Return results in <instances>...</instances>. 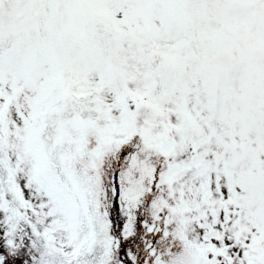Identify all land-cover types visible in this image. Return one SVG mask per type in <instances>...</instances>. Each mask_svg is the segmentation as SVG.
I'll list each match as a JSON object with an SVG mask.
<instances>
[{
  "label": "snow or ice",
  "instance_id": "6c2138e0",
  "mask_svg": "<svg viewBox=\"0 0 264 264\" xmlns=\"http://www.w3.org/2000/svg\"><path fill=\"white\" fill-rule=\"evenodd\" d=\"M0 264H264V0H0Z\"/></svg>",
  "mask_w": 264,
  "mask_h": 264
}]
</instances>
